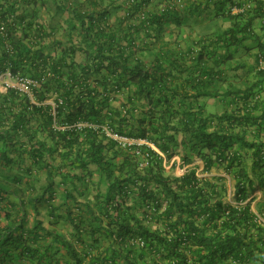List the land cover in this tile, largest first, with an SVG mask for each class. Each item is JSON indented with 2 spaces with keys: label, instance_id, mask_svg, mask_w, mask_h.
<instances>
[{
  "label": "trees",
  "instance_id": "trees-1",
  "mask_svg": "<svg viewBox=\"0 0 264 264\" xmlns=\"http://www.w3.org/2000/svg\"><path fill=\"white\" fill-rule=\"evenodd\" d=\"M132 1L134 4L125 10L124 19L134 31L141 29L146 35L150 34L158 22L155 16L147 15L141 9L148 1ZM216 5H219L214 13L216 18L224 16L233 21L217 39L216 43L226 52L218 64L231 61L230 47H237L247 39H253L255 45L245 51L257 48L259 59H264V45L261 44L264 24L260 28V37L251 29L254 18L264 13L262 3L256 2L252 17L250 12L232 16L231 0L217 1ZM30 6V0H0V23L3 25L0 32V76L8 72L12 77L32 79L38 87L31 92L39 104L30 103L28 95L8 90L4 98L12 99V102L16 99L24 107L14 110L12 105L10 109L0 106V161L6 164L12 161L11 153L16 150L22 135L32 143L33 162L44 161V146L33 140L36 132H45L54 145L48 156L52 165L46 166L85 168L93 165L105 168L110 163L105 159L104 149L131 152L129 164L122 165L129 169L125 182L128 188L118 194L120 185L111 186V190L117 188L118 193L114 191L120 198L111 203L106 200L104 207L105 217L118 228L114 229L115 238L126 234L124 238L137 240L141 246L138 257H134L131 264H137L138 260L141 264H264V225L251 212L250 203L242 205L247 190L255 182L264 191V99L257 101V96L264 95V70L258 69L256 79L244 90L230 87L224 92V98L230 101L227 106L232 108L230 111L208 115L197 102L216 95L204 91L201 85L203 79H211V73L201 72L195 83L180 93L173 92L168 97L154 94L160 84L168 82L169 73L164 72L156 61L151 66L143 63L129 66L132 43L123 45L122 37L106 33L111 30L107 12L89 15L72 10V29L78 30L80 42L64 46L60 55L53 57L42 46L47 33L36 23L34 15L29 16L24 10ZM209 47L195 44L190 50L189 59L195 67L214 57V53H209ZM78 52L83 55L81 63L75 62ZM216 66L213 65L208 72ZM130 86H136V90L133 98L128 96L127 102L121 105L125 114L104 112L105 104ZM176 97L194 101L196 105L178 112V108L172 106ZM135 99L144 102L149 114L124 129L126 115L132 113L131 102ZM48 101L52 103L47 104ZM157 111L161 121L155 125L152 120ZM109 115L115 116L116 121ZM179 116L180 131L188 135L191 148L198 153V147L203 146L209 153L198 154L206 164L204 172L220 165L218 167L235 181V205L224 202L220 188L211 182L212 179L199 178L193 170L180 177L165 178L159 159L146 145L134 144L122 149L106 135L109 131L131 140L152 143L155 137L163 138L168 131L167 125L171 121L168 118ZM247 162L251 163L249 167ZM9 169V166H0V202L8 195H24L30 191L27 184L20 186L17 177L6 174ZM30 172L26 170V173ZM146 179L157 186L155 188L163 196L161 200L166 202V209L157 215V220L166 223L161 230L146 229L140 221L122 211L124 199L128 193H134L135 187H138L139 200L152 202L155 213L159 211L161 200L144 187ZM138 182L141 184L137 186ZM43 194L54 196L56 192L51 189ZM259 215L264 220V203ZM14 231L0 226V248L3 244L11 246L9 235ZM25 249L23 247V251ZM10 252L11 249L0 250L2 264ZM125 257L129 258V255Z\"/></svg>",
  "mask_w": 264,
  "mask_h": 264
},
{
  "label": "crops",
  "instance_id": "crops-1",
  "mask_svg": "<svg viewBox=\"0 0 264 264\" xmlns=\"http://www.w3.org/2000/svg\"><path fill=\"white\" fill-rule=\"evenodd\" d=\"M30 1L31 6L24 10L29 16L33 14L36 23L47 33L48 37L42 41V46L53 57H58L64 46L80 42L81 36L78 30L72 29V10L89 15L107 12L111 30L106 33H113L116 38L122 37L123 45L132 43L129 66L134 67L137 63L151 66L156 61L164 72L169 73L168 82L160 84L154 94L168 97L173 92L180 93L182 89H189L196 78L200 77L198 75H201V72L206 71L208 75L211 73L212 80L203 79L201 85L204 91L216 95L201 98L197 102L203 106L208 115H220L230 111L232 108L227 107L230 101L224 98V92L230 87L244 90L256 79V71L260 68L264 70V59L262 58V61L259 59L258 49L245 51V48L254 47L253 39H247L237 47H230L229 53L233 55V59L228 63L218 64L226 52L216 43L217 39L233 24L232 20L224 16L215 17L214 13L219 9L216 3L221 0H147L148 2L144 3L141 9L145 14L155 16L158 22L153 25L148 35L141 29L134 31L124 19L125 10L134 4L132 0ZM231 1L232 16L250 12L249 16L252 17L256 2L262 3L264 12V0ZM259 15L260 17H255L251 22V29L253 34L260 37L264 13ZM195 44L205 46L207 49L210 46L209 53L215 54L212 59L205 60L197 67L189 59L190 50ZM261 44L264 45V38L261 39ZM82 60L83 55L78 52L75 55V62L81 63ZM213 65H217L216 68L208 72ZM7 82V74L4 73L0 76V106L10 109L12 105L11 108L14 110L23 108L18 100L14 99L12 102V99L4 98L8 92L5 90ZM135 87L130 86L115 95L105 104L104 112L116 111L123 116L125 110L121 105L127 102L128 96L133 98ZM27 95L30 103L38 104L32 93ZM262 99L264 95L257 96L258 102ZM172 102V106L178 108V112L196 105L194 101L181 100L180 97H176ZM51 103V101L47 102V104ZM131 106L132 113L126 115L127 124L123 126L124 129L149 114L148 108L141 99L132 100ZM153 115V124L158 125L161 121L160 113ZM109 118L116 121L115 116L109 115ZM168 119L171 121L163 138L158 136V140L155 137L152 143L138 141L155 153L162 167V176L180 177L187 171L193 170L199 178L212 179L211 182L216 183L220 188L224 202L235 205V181L225 174L222 167H218L220 165H215L217 167L204 172L206 164L198 154H209L207 150L199 146L197 153L196 149L191 148L188 135L180 131V116ZM32 130L34 135V126ZM19 139L16 150L11 153L12 161H8L7 164L0 161V166H9V172L6 174L17 177L20 186L24 187L27 184L30 191L24 195H8L0 202V226L15 230L9 235L11 246L3 244L0 248V250L11 249L4 264L134 263V257H138L137 254L141 250L138 241L124 238L127 237L126 234L115 238L114 229L118 228L104 215L106 200H110L111 203V201H119L120 198V195L115 193V191L118 193L117 188L111 190V186L120 185L118 194H122L128 188L125 182L129 169L128 166L122 165H125V162L129 164L132 153L117 151V148L104 149L105 159L110 163V166L105 168L93 165L85 168L46 166V164L52 165L48 156L49 151L54 147L47 134L36 132L33 139L44 146L42 149L46 158L38 163H34L31 158L32 143L23 135ZM1 149L2 143H0V152ZM56 163H59V160H56ZM250 165V162L246 163V166ZM27 169L31 172L26 173ZM218 177L221 180H216ZM140 184L138 182L137 186ZM144 185L152 190L156 197L162 199L163 196L150 179H146ZM137 188L135 187L134 193H128L129 197L126 196L124 199L125 205L122 211L125 215L128 214L140 221V225L146 229L161 230L166 223L164 220H157V215L166 209V202L161 200L160 209L155 213L152 202L143 203L139 200ZM51 189L56 192L54 196L43 194ZM247 203H250L251 212L259 217L264 225V220L259 215L264 203V191L256 182L247 190V198L242 205ZM110 214L113 215L112 212ZM130 226L132 227L131 224ZM23 247L26 248L24 251ZM127 255L129 258L125 257ZM137 264H141L139 260Z\"/></svg>",
  "mask_w": 264,
  "mask_h": 264
},
{
  "label": "built area",
  "instance_id": "built-area-1",
  "mask_svg": "<svg viewBox=\"0 0 264 264\" xmlns=\"http://www.w3.org/2000/svg\"><path fill=\"white\" fill-rule=\"evenodd\" d=\"M2 31H3V25L0 23V32ZM6 74H7L8 82L5 84V90L7 91L11 90L20 95H27L29 93H32L31 90L36 89L38 87V84L29 77H20V76L12 77L8 72H6ZM106 135L108 137H111L114 141H116L122 149L128 148L134 144L138 146L142 145L138 141L112 134L109 131H106ZM136 154L139 155L138 152H136Z\"/></svg>",
  "mask_w": 264,
  "mask_h": 264
}]
</instances>
